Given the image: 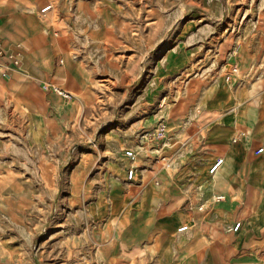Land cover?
<instances>
[{"label":"rangeland","instance_id":"obj_1","mask_svg":"<svg viewBox=\"0 0 264 264\" xmlns=\"http://www.w3.org/2000/svg\"><path fill=\"white\" fill-rule=\"evenodd\" d=\"M30 1L69 41L83 87L57 93L44 128L0 103V264H162L133 252L154 233L119 243V220L162 173L185 175L170 112L190 85L264 89V0Z\"/></svg>","mask_w":264,"mask_h":264},{"label":"crops","instance_id":"obj_2","mask_svg":"<svg viewBox=\"0 0 264 264\" xmlns=\"http://www.w3.org/2000/svg\"><path fill=\"white\" fill-rule=\"evenodd\" d=\"M30 7V0H0V39L20 60L17 69L7 65L0 71V103H24L34 126L44 128L61 96L40 83L55 82L67 91L83 86L66 57L69 41L49 17ZM82 14L94 13L86 5ZM229 82L227 87L193 83L170 112L171 139L179 143L172 152L185 175L162 173L119 220L121 245L154 233L151 242L133 250L142 251L144 261L149 254L162 264H264V89L243 91L233 78ZM15 109L13 104L17 116ZM258 147L263 150L255 153ZM218 158L221 164L209 173ZM183 224L187 228L177 231Z\"/></svg>","mask_w":264,"mask_h":264},{"label":"built area","instance_id":"obj_3","mask_svg":"<svg viewBox=\"0 0 264 264\" xmlns=\"http://www.w3.org/2000/svg\"><path fill=\"white\" fill-rule=\"evenodd\" d=\"M49 7H50V5L47 4L44 7H42L40 11H45ZM7 65L17 69L20 65V60L17 57V55H15L13 53H9L6 50L2 40L0 39V71L2 70L3 66H7ZM233 70H235V68ZM40 87L46 91L59 93L60 95H62L65 98H70L72 96V94L70 92L63 90L60 87H58L57 85H54L52 83L42 82V83H40ZM158 133H161V132L159 131ZM262 150H263V147H258L255 150V153H259ZM124 156L130 161V164L125 165L126 177H127V179H133V177L135 175V166L133 165V162L135 160L136 153L132 149L127 148L124 150ZM221 162H222V158L216 159L210 165L208 172L214 173L218 169ZM220 197H221V195L215 196V198H220ZM238 225H239V223L236 222L235 225L233 226V229H236L238 227ZM186 228H187V225L183 224L180 227H178L177 231H182V230H185Z\"/></svg>","mask_w":264,"mask_h":264}]
</instances>
